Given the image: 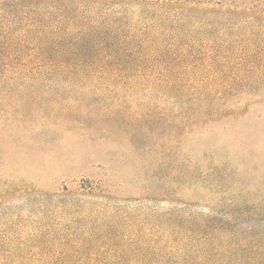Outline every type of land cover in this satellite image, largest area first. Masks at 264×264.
Listing matches in <instances>:
<instances>
[{
  "label": "rangeland",
  "instance_id": "rangeland-1",
  "mask_svg": "<svg viewBox=\"0 0 264 264\" xmlns=\"http://www.w3.org/2000/svg\"><path fill=\"white\" fill-rule=\"evenodd\" d=\"M205 1L216 7L239 0ZM154 7L111 6L107 22L113 27L104 30L136 37L142 50L166 47L174 68L187 64L175 61L180 52L198 54L204 63L213 54L217 64H224L219 56L225 51L249 54L246 64L257 70L244 80L259 82L250 89L257 99L235 118L175 135L153 115L141 119L148 96L139 90L82 98L90 108L100 103L116 109L112 119L96 120L62 111L61 95L47 93L45 82L0 80V264H114L113 256H143L152 248L142 250V244L154 236L170 232L172 240L181 239L163 216L170 213L195 225L208 220L223 242L263 237L264 17L247 24L242 16L206 12L198 26H180ZM92 10L84 9L94 18ZM153 35L161 36L157 43L139 39ZM159 140L172 141L170 150ZM79 192L105 198H80ZM197 232L183 246L189 257L200 247ZM174 253L143 256L140 264H185Z\"/></svg>",
  "mask_w": 264,
  "mask_h": 264
},
{
  "label": "trees",
  "instance_id": "trees-1",
  "mask_svg": "<svg viewBox=\"0 0 264 264\" xmlns=\"http://www.w3.org/2000/svg\"><path fill=\"white\" fill-rule=\"evenodd\" d=\"M129 4L137 8L154 4V8L165 11L168 19L180 26L188 23L198 26L206 12L224 14L230 19L242 16L247 24L257 17H264V2L250 0L216 7L205 0H0V80L45 82L47 93L61 95L62 111L80 113L96 120L103 116L112 119L116 109L100 103L95 105L96 109L90 108L81 103L82 98L94 91L112 96L121 90H139L148 96L147 102L141 104L144 107L141 119L153 115L157 125L169 127L175 135L235 118L255 102L256 95L251 94L250 89L260 87V84L244 80L245 75L257 70L246 64L251 58L249 54L225 51L219 56L224 58V64H217L213 63V54L206 55L208 59L204 58V63L198 54L180 52L175 61L187 64L174 68L172 60L168 61L171 52L166 47L155 44L142 50L135 46L136 37L104 30L113 27L111 21L107 22L110 7ZM88 7L93 9L90 14L94 18L84 11ZM89 25L92 30L87 28ZM160 37L153 35L139 39L150 45L154 40L157 43ZM125 39H129L128 46H124ZM260 68L264 70L263 66ZM185 72L191 76L184 78ZM203 74H211L215 79L208 80L211 76ZM231 98L235 99L229 100ZM151 99L157 102H151ZM170 142L165 144L159 140L168 151ZM78 196L105 198L94 192H79ZM163 216L175 224L176 232L171 234L182 237L176 242L170 238V232L154 236L156 241L142 244V250L148 246L152 248V252L143 255V260L148 256L175 252L182 256L185 264H264V235L259 239L228 243L220 240V229H216L218 235L213 236L208 220L195 225L190 219H175L171 213ZM161 229L158 225L157 230ZM195 231L199 234L196 241L200 247L189 257L183 246ZM165 238L168 239L165 241ZM173 245L177 247L176 251H173ZM143 256L137 254L128 260L121 256L111 258L114 264H140ZM169 264H175L174 260Z\"/></svg>",
  "mask_w": 264,
  "mask_h": 264
}]
</instances>
